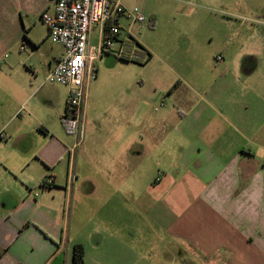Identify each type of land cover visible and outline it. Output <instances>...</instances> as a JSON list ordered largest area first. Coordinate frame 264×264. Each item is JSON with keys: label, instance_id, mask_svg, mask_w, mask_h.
<instances>
[{"label": "crops", "instance_id": "1", "mask_svg": "<svg viewBox=\"0 0 264 264\" xmlns=\"http://www.w3.org/2000/svg\"><path fill=\"white\" fill-rule=\"evenodd\" d=\"M170 1L196 13L171 27L175 20L160 15L169 4L123 5L141 4L151 16L143 25L155 33L164 22L169 34L183 27L187 52L205 59L209 14L235 17L243 0ZM56 2L0 0V59L21 43L29 59L40 57L28 64L17 55L0 68V264H72L76 245L84 264L145 263L150 230L159 264L185 256L194 264H264V76L260 64L240 62L237 33L220 46L231 60L205 80L193 78L203 61H161L131 31L151 55L145 70L157 59L158 67L135 90L128 77L99 80L97 67L71 170L75 141L61 122L68 91L46 82L64 50L48 30L30 29ZM115 241V255L102 252Z\"/></svg>", "mask_w": 264, "mask_h": 264}, {"label": "rangeland", "instance_id": "2", "mask_svg": "<svg viewBox=\"0 0 264 264\" xmlns=\"http://www.w3.org/2000/svg\"><path fill=\"white\" fill-rule=\"evenodd\" d=\"M149 1H151L150 6L159 5L160 7H164L169 4V8L161 10L160 15L161 18L165 16V18H169L168 20H175L173 23L167 22L168 26L172 25L171 27H174V24H183V14L196 13L195 8L190 5H188L187 11H185L183 7L179 8L177 5L171 3L170 0ZM213 3L214 2L211 4L213 5ZM133 6L139 8L143 12L145 11L146 13H144L148 22L150 21L151 16L148 15L150 13L144 10L141 4H135ZM223 6L224 4H222L221 7ZM231 6L233 5L231 4ZM237 8L238 11L235 12V17L223 16L222 18L221 15L214 16V13L209 14V25L204 30L203 35V45L205 46V51L207 53V55H205V59L207 56V60L200 59L197 56L195 57L194 54L187 52V39L183 33V27L180 32L173 31L169 34L167 24L165 22L156 33L148 26L143 25L142 27L141 25H135L131 27L129 22L125 20H123L122 23L126 29H131L133 35H135L140 42L151 47L154 46L157 50H159L158 55L162 56L161 61L173 64H180L182 62L198 63V61L202 64L203 61V63H205V69H201L200 72L195 71L193 78L199 77V79L204 78L205 80L218 78L223 65L231 60L230 54H224L220 49V46L225 40V35H229V37H231L232 34L236 32L238 36L234 35L233 39H236V41L239 40V43L236 44L235 49H233L234 52L241 50L242 42H244V49L239 57L240 62L242 63L243 61L245 64L248 63L254 65L260 64L259 76H264V0H243L242 4L237 5ZM225 19L226 23H223L222 20ZM189 25L193 26L194 24L191 22ZM30 29L35 36H41L45 30L47 31V27L43 22H39L36 26L32 25ZM96 42L97 34L94 33L92 35L91 45H96ZM21 45L22 43L20 44L17 52L9 51L4 53L3 59H0V68H5L7 63L16 60L17 55H21L22 60H28V64H30L29 61L37 63L40 62L39 54L34 53V56H30L29 59V55H31L30 51H25V48ZM251 47L257 52L252 53L247 50V48ZM5 54H7L8 57L6 56L5 58ZM219 57L221 58L218 59ZM158 64L159 61L157 59L149 70H145V65L142 66L135 62H125L112 55H104L100 60L96 61V66L100 68V74L98 77L99 80H107V78L111 76L128 77L133 80L132 87L134 90L136 86L140 85L138 80L144 78L148 72L150 73L151 70L157 68ZM175 67L178 68L177 66ZM24 70H26L25 67ZM24 70L21 68L22 72ZM167 74H169V72ZM188 74H191V72ZM144 235L146 236L147 243L145 249L141 250V252H143L144 257H146V261L145 263L141 262L140 264H159L156 258L159 253V246L156 245V242L155 245L153 244V242L157 239L156 233L150 230L147 231V233H144ZM117 243L118 242L115 241L113 243V247H110L107 244V247L105 246L101 249L102 252L115 255L114 251L119 248ZM189 261L190 258L185 256L182 261H179V264H194Z\"/></svg>", "mask_w": 264, "mask_h": 264}, {"label": "built area", "instance_id": "3", "mask_svg": "<svg viewBox=\"0 0 264 264\" xmlns=\"http://www.w3.org/2000/svg\"><path fill=\"white\" fill-rule=\"evenodd\" d=\"M40 20L46 25L50 40L64 50L46 82L64 86L68 91L67 111L61 122L66 135L75 141L70 151L72 170L76 148L85 139L86 85L97 77L96 61L104 55L131 62L139 60L138 47L132 42L137 40L122 21L132 27L143 25L148 19L137 7L127 9L123 0H57L54 13H43ZM94 33L97 42L92 46ZM42 184L52 185L53 178Z\"/></svg>", "mask_w": 264, "mask_h": 264}, {"label": "trees", "instance_id": "4", "mask_svg": "<svg viewBox=\"0 0 264 264\" xmlns=\"http://www.w3.org/2000/svg\"><path fill=\"white\" fill-rule=\"evenodd\" d=\"M132 42L134 45H136L138 48L136 49L137 55L139 56V60L137 61H132L135 62L139 65H146L151 58V55L135 40L132 39ZM125 62H131V61H126ZM53 185V184H52ZM43 186H45L43 184ZM72 264H84V248L82 245H76L73 250V262Z\"/></svg>", "mask_w": 264, "mask_h": 264}]
</instances>
